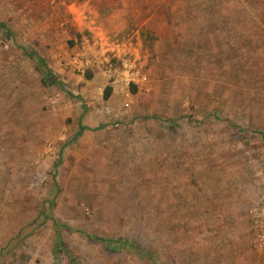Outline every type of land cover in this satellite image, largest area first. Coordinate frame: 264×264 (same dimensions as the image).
<instances>
[{
    "label": "rangeland",
    "instance_id": "374dc122",
    "mask_svg": "<svg viewBox=\"0 0 264 264\" xmlns=\"http://www.w3.org/2000/svg\"><path fill=\"white\" fill-rule=\"evenodd\" d=\"M0 20V264H264V0H0Z\"/></svg>",
    "mask_w": 264,
    "mask_h": 264
},
{
    "label": "trees",
    "instance_id": "16d2710c",
    "mask_svg": "<svg viewBox=\"0 0 264 264\" xmlns=\"http://www.w3.org/2000/svg\"><path fill=\"white\" fill-rule=\"evenodd\" d=\"M0 28H5L7 31V34L9 36L12 35V30L8 27L6 22H3L0 20ZM24 50L27 52V54L33 58L36 59L39 67L42 70L43 73V77H42V81L44 83H57V84H61L63 85V83L57 79L56 74L51 70V68L49 67V65L46 62V59L44 57H42L37 51L35 50H28V48H24ZM71 95H74L72 93H70ZM75 97H79V96H75ZM146 117V116H145ZM88 127L85 125H80L79 130L77 131V133L75 134V138L79 137L83 131L85 129H87ZM244 129V128H242ZM261 135L264 137V132H261ZM48 217V216H46ZM54 226H55V235H56V241H57V246L58 248H62L63 249V237H62V227L63 226H67V224L59 221V220H54ZM69 227V226H68ZM70 229H73L71 227H69ZM91 237H94L95 239H100L102 241L107 242L108 244L112 243L114 244V248L118 247V245H127L129 246L130 244H132V246L136 247L134 243L129 242L127 239H123V238H117V239H110V238H103L97 235H93V234H89ZM117 245V246H116ZM139 252L141 254H145L146 250L142 249L141 251L139 250Z\"/></svg>",
    "mask_w": 264,
    "mask_h": 264
},
{
    "label": "built area",
    "instance_id": "2783aa9c",
    "mask_svg": "<svg viewBox=\"0 0 264 264\" xmlns=\"http://www.w3.org/2000/svg\"><path fill=\"white\" fill-rule=\"evenodd\" d=\"M257 210L256 218L254 221L253 229L255 232L256 241L261 244H264V201H261L255 207Z\"/></svg>",
    "mask_w": 264,
    "mask_h": 264
},
{
    "label": "crops",
    "instance_id": "0c3cea01",
    "mask_svg": "<svg viewBox=\"0 0 264 264\" xmlns=\"http://www.w3.org/2000/svg\"><path fill=\"white\" fill-rule=\"evenodd\" d=\"M239 1L244 2L245 0H239ZM225 9H226V8H225ZM236 28H237V30L239 29L238 27H236ZM247 31H248V30H247ZM259 253H261V254L264 253V250H263V251L260 250Z\"/></svg>",
    "mask_w": 264,
    "mask_h": 264
}]
</instances>
